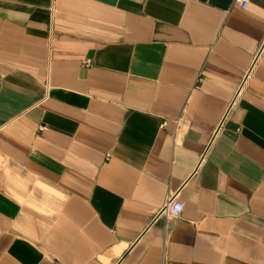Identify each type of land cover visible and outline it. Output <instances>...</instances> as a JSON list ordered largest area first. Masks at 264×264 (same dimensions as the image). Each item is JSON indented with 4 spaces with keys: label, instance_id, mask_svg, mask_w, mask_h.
Returning a JSON list of instances; mask_svg holds the SVG:
<instances>
[{
    "label": "crops",
    "instance_id": "obj_1",
    "mask_svg": "<svg viewBox=\"0 0 264 264\" xmlns=\"http://www.w3.org/2000/svg\"><path fill=\"white\" fill-rule=\"evenodd\" d=\"M234 1L0 0V264H264V0Z\"/></svg>",
    "mask_w": 264,
    "mask_h": 264
},
{
    "label": "built area",
    "instance_id": "obj_2",
    "mask_svg": "<svg viewBox=\"0 0 264 264\" xmlns=\"http://www.w3.org/2000/svg\"><path fill=\"white\" fill-rule=\"evenodd\" d=\"M251 2L252 0H235L234 1L235 5H237L243 10L247 9L250 6ZM263 47H264V44H262V48ZM253 67L254 66L252 65V68L250 69V71H248V77L251 74ZM235 98L237 99V95ZM234 102H235V99H234ZM232 105H233V102H232ZM165 126H166V123L163 124V127ZM40 130H44V128L41 127ZM184 207H185L184 203L178 200L176 195H173L172 197L168 199L166 205L161 211V215L164 214L166 218H178L182 214Z\"/></svg>",
    "mask_w": 264,
    "mask_h": 264
}]
</instances>
